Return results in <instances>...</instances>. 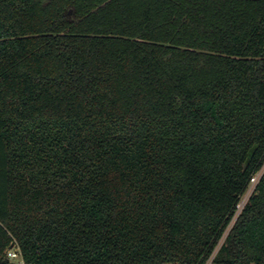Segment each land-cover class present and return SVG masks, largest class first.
<instances>
[{"label": "trees", "instance_id": "trees-1", "mask_svg": "<svg viewBox=\"0 0 264 264\" xmlns=\"http://www.w3.org/2000/svg\"><path fill=\"white\" fill-rule=\"evenodd\" d=\"M263 162L264 0H0V264H204Z\"/></svg>", "mask_w": 264, "mask_h": 264}, {"label": "built area", "instance_id": "built-area-1", "mask_svg": "<svg viewBox=\"0 0 264 264\" xmlns=\"http://www.w3.org/2000/svg\"><path fill=\"white\" fill-rule=\"evenodd\" d=\"M264 175V162L260 166L258 170H256L250 177V180L245 188V190L241 193L236 205L234 214L230 220L229 225L227 226L223 236L221 237L219 243L217 244L216 248L214 249L213 253L207 259L204 264H213L214 258L226 240L227 235L229 234L230 230L232 229L233 225L235 224L236 220L242 213L243 209L245 208L246 204L249 202L251 196L257 189L258 183L260 182L262 176ZM7 259L14 264H27L23 257V254L19 248V246L13 243V246H10L6 252Z\"/></svg>", "mask_w": 264, "mask_h": 264}, {"label": "water", "instance_id": "water-1", "mask_svg": "<svg viewBox=\"0 0 264 264\" xmlns=\"http://www.w3.org/2000/svg\"><path fill=\"white\" fill-rule=\"evenodd\" d=\"M11 246H13V244Z\"/></svg>", "mask_w": 264, "mask_h": 264}]
</instances>
